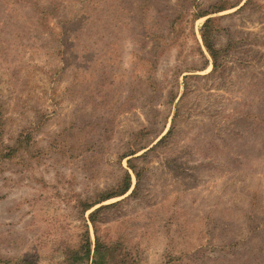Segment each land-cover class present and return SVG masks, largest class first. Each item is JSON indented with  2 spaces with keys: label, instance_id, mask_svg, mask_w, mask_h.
<instances>
[{
  "label": "rangeland",
  "instance_id": "374dc122",
  "mask_svg": "<svg viewBox=\"0 0 264 264\" xmlns=\"http://www.w3.org/2000/svg\"><path fill=\"white\" fill-rule=\"evenodd\" d=\"M98 207L127 264H264V0H0V264Z\"/></svg>",
  "mask_w": 264,
  "mask_h": 264
},
{
  "label": "trees",
  "instance_id": "16d2710c",
  "mask_svg": "<svg viewBox=\"0 0 264 264\" xmlns=\"http://www.w3.org/2000/svg\"><path fill=\"white\" fill-rule=\"evenodd\" d=\"M224 7L219 6L216 11H222ZM208 13H199L197 17L195 18H200L206 16ZM212 22L211 18H207L201 28L200 31V36L202 43L210 55V57L213 60V67L215 66L214 62L216 61V53L217 51L215 50L214 46L211 43L210 39V30H209V24ZM168 134V132H167ZM166 134V135H167ZM165 138L162 137L161 141ZM9 153L12 151V149L8 148ZM8 153V154H9ZM134 153H131L129 155H132ZM127 155V156H129ZM129 163V161H127ZM130 169L134 172V174L137 176V173L134 171L133 167L130 165ZM129 189V179L128 175H125L118 191H114L111 193H107L105 195H102L98 199H96L93 202L90 203H81V212L89 211L93 205L98 204L100 202H103L107 199L113 198V197H118L122 196L125 194V192ZM105 207H98L91 211L88 214V221L91 224L93 231H94V246L92 252L89 249V242H88V231H85L84 238L82 242L79 244V248L74 250V249H68L64 248V256L63 260L65 264H127L128 260V253L125 251H122L121 253L118 252L117 247L121 246L119 245L120 243L115 242L112 245H108L106 243H103L99 240L98 235L96 234V223L98 221V214L102 209ZM119 256V259L117 257Z\"/></svg>",
  "mask_w": 264,
  "mask_h": 264
}]
</instances>
